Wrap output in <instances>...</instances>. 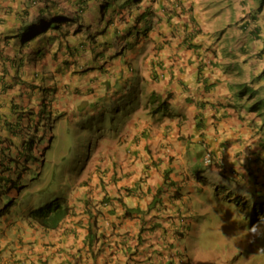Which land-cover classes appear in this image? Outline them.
<instances>
[{
	"label": "crops",
	"instance_id": "1",
	"mask_svg": "<svg viewBox=\"0 0 264 264\" xmlns=\"http://www.w3.org/2000/svg\"><path fill=\"white\" fill-rule=\"evenodd\" d=\"M28 1L0 0V142H19V148L22 138L18 136L17 131L23 123L19 122L11 107H15L18 101L24 102L27 95L33 104L36 97L33 85L38 81L45 85V80L41 78L46 73L54 74L55 70H65L57 66L60 60L56 56L59 51L65 50L64 44H61L63 42L51 38L46 41V45L42 43L31 47L29 40L26 41L23 37L24 31L20 28L25 26L26 21L15 16L20 14L21 9L26 8ZM146 7H150L153 15H149L151 26L146 30V35L140 37L134 33L136 29H142L141 25L131 29L130 36L120 42L121 53L109 59L113 75L112 81L109 78L107 81L119 92L107 98L105 102L126 99L125 88L135 82L133 76L124 75L125 65L130 62V66L140 68L138 82L149 86L144 95L153 90L159 94L169 93L168 106L161 111L167 112L172 106L175 112L185 114V120L193 131L198 130L197 126L202 124L198 131H206L208 135L205 139H210L213 147V144L219 146L229 142V103L233 102L229 85L236 88L238 71L247 67L249 62L246 63V60L250 54L262 46L264 50V39H249L241 28L239 30L235 25H231L229 0H143L139 9L131 11L132 15L128 19L132 21L133 16L141 13ZM121 27L125 33L126 26ZM231 33L234 39H237L238 35L240 39L246 40L243 47L247 48V51L242 54L246 58L236 61L239 55L232 48L233 41L229 39ZM236 44L237 42L234 43L235 46ZM47 51L53 58H45L49 54ZM20 78L23 84L19 83ZM56 84L59 85L57 82ZM69 85L72 89L74 84L69 81ZM98 89L100 90L101 86ZM159 113H150L148 116H154V120ZM153 120L147 118L143 120V125L148 126ZM179 120L180 118L176 117L177 129L184 128ZM157 128V132H149L148 136H152L149 142L172 139L171 124H168L165 118L161 119ZM172 133L174 138L180 137L175 129ZM129 137L125 162L131 163L135 170V180L131 181L134 183L130 185L138 184L136 189L125 196V188L129 184L121 179L110 183L103 190L99 180L104 179L106 174L100 171L90 177L91 180L95 179L94 185L97 183L94 196L98 202L96 210L89 205L87 211L81 203H72V212L57 229L44 230L24 224L0 223V264H205L193 260L192 257L186 261L185 258L176 256L175 252H179L185 244L186 234L181 237L173 236L169 240L156 236L146 238L141 234L143 240L140 244L136 243L135 237L138 228L144 226L141 224L143 218L159 222L158 218L162 220V216L172 214L173 226L178 228L177 219L187 215L184 220L190 226L199 225L198 220H192L191 216L200 215L199 210L205 202L203 196H208V187L197 179L193 181L198 165L193 155L194 149L183 146L177 151L170 144L163 143L164 149L161 150L165 153L161 156L158 154V157L164 160H157L161 168H156L152 163L153 160L156 162V159L150 158L148 165L151 166L147 168L148 173L144 172L146 184L138 180L145 163L141 159L142 151L133 143V133ZM143 139L144 137H141L136 142H147ZM142 145L145 146V143ZM131 151L138 152L139 156L137 154L136 157ZM163 167L170 169L167 176L173 182L167 193L171 194L172 190H176V198L166 196L163 200L164 208L155 212L151 209L143 218L141 213L132 212L131 216L127 215L124 212L126 207L139 206L140 210L145 209L155 188L163 181ZM146 189L149 190V195L145 192ZM79 193L81 198L85 194L87 199L92 197L85 188ZM105 193L111 197L119 195L120 199L115 197L108 203H100V195ZM75 197L76 194L73 193L68 199L75 202ZM109 208L110 211L107 210ZM151 213L154 214L153 217H150ZM162 221L161 226L168 225ZM89 223L98 225L99 231L97 246L94 247L96 252L93 255L83 240L88 225H91ZM178 224L180 225L179 222ZM159 231L157 229L154 232ZM157 239L160 245L153 241Z\"/></svg>",
	"mask_w": 264,
	"mask_h": 264
},
{
	"label": "rangeland",
	"instance_id": "2",
	"mask_svg": "<svg viewBox=\"0 0 264 264\" xmlns=\"http://www.w3.org/2000/svg\"><path fill=\"white\" fill-rule=\"evenodd\" d=\"M33 1L29 0L26 8L21 9L20 14H18L19 16L16 15L15 18L22 20L21 18L24 19L29 14L35 17L37 7L43 6L47 0ZM235 1L229 0V15L233 11ZM93 3L94 1L90 4L92 5ZM75 7L76 3H74V0H51L49 9L45 11V18H48L49 13L56 12L70 15L75 11ZM96 12L97 8L94 6L93 8L84 10L83 14L79 13L81 16L83 15L85 21L82 20L83 25L80 22L81 27L78 30H74L77 22L70 21V26L65 28V23H61L63 29L66 30L64 33L62 29L53 32L51 30L47 31V36L48 34L57 35L55 38L57 40L61 39L64 44H68V42L74 43L71 45L72 49L61 50L56 54L60 60L57 62V66L62 67L63 64L65 65V70L62 72L55 70L54 74L46 73L43 77V79L45 78V84L51 86V91L55 95L47 93V96L40 91V86L37 87L38 85H35L33 88H37V90L35 92L34 103L32 105L22 104L16 107L19 116L22 118H27L35 110L43 113L40 122L37 121L36 123L35 130L30 129V132L27 134L28 136L22 137H25L27 140L30 138L36 140L38 137L44 136L42 144H48L51 141V148L46 153L45 166L41 170L40 178L32 182L21 192V195H23L27 191H30L33 195L31 198L22 197L15 200L16 204L10 208L12 217H17L21 212H25L28 208V201L36 199L39 194H45L42 191L63 194L64 190H66L69 197L74 193L71 187H76L77 185H79L77 186L79 188L75 193L76 199L78 200V197L81 196L79 190L82 187L80 186L86 185L83 188L91 191H89L92 196L91 199L94 201L92 205L90 199H88L90 206L95 207L98 204L94 197L97 189L94 188L96 186L94 185L95 179L92 180V183L89 182L91 181L90 177L101 170L103 174H106L102 180L104 188L109 186L110 183H116V181L122 179L129 184L127 187L131 191L136 189V185H130L134 183L131 181L135 180V170L131 163L125 162L123 156V146L130 139L129 136L132 133L133 140L135 141L133 143L137 144L139 149H141V159L145 162L139 175V181L146 184L144 172H147L150 158L152 160L157 159L158 154L161 156L165 153L161 150L164 149L163 143L170 144L178 151L183 146L186 148L185 142H198L201 138H204L205 142H210V139L207 141L205 139L208 135L206 131H203L201 134L198 133V130L193 131L185 120L187 118L185 114L175 112L172 106L171 109L166 110L167 112L163 114H161L163 111L161 113L158 112V117L153 120L154 116L151 115L149 117L148 115L151 113L149 110H152L154 107L150 105L147 106L148 111L142 110V101L138 106H125L122 111L117 113L110 110L113 109L111 107L113 103L107 102V111H111V113L104 116L97 114V116L101 117L95 119L97 121H95L94 125H76L89 112H94V108L103 102L104 99H100V97L96 99L97 101H94V99L102 92L107 93V89L103 87L105 86V78L107 77L105 72L110 73V75L112 74L110 65L104 62L92 63V53L96 57L98 54V51H96L98 50L97 45L106 38L107 34L102 23L96 19ZM106 18H110V15L107 14ZM86 23L88 25H84ZM262 24L264 26V23ZM234 27L240 30V27ZM108 29L110 30V28ZM242 32L248 35L246 32ZM27 35L28 33L25 35L26 38ZM27 39L31 46L40 45L42 42L44 45L47 44L46 38L41 41ZM229 39H232V48L239 55V57L232 55L233 57H237L236 61L240 58H246L242 55L244 51H247V48L243 47L246 40L244 38L240 39L238 35L237 39H234L232 33ZM236 42L235 46L234 43ZM93 44L94 47H92ZM260 52H263V50ZM48 53L45 58H53L52 54ZM255 54H257L256 57L249 56L246 60V63L249 62L246 64L247 67L238 71L236 88L242 89L243 86H247V95L240 99L241 107L234 109L231 107L233 106L232 103H229V142L210 149L215 157L209 165L199 162V165L206 172L203 173V177L198 176V179L208 186L207 192L210 198L208 199L207 195L203 196L204 201L208 203L205 205L207 206L206 212L197 218L200 226L199 234L197 235L194 226L186 227L188 229V236L186 237L185 244L188 250L186 251V248H184V256L188 259L192 257L197 262L205 264H264V217L260 220L257 217L258 213L264 210V146L260 144L264 143V123L263 117L259 113L263 109L257 108L256 105L254 106V102L264 99V74L261 77L259 76L261 71L264 70V57L260 53ZM69 81H72L74 84L72 89H70ZM97 84L101 86L100 90H98ZM148 87L145 86L143 92H146L145 90ZM231 87L236 89L234 86ZM108 92L111 93L113 91L109 90ZM90 101L94 103L89 104ZM88 104L89 107L87 108ZM76 107L79 108V111ZM60 113H63V116L59 120L57 114ZM89 115L94 116L92 114ZM242 115L243 118H241ZM176 117L180 118L179 121L183 123L182 126L184 128L177 129V123H175ZM147 118L153 121L148 126H144L143 120ZM162 118H165L167 123L171 124L170 133L172 139L165 140L164 142H149V139H152V136H148L149 132L152 130L158 131L157 125ZM99 119L102 120L99 124L102 132H88V128L98 124ZM147 123L148 121L145 122V124ZM45 124L46 126H44ZM47 124H53L51 130L47 127ZM26 128L28 127L21 130L20 136L26 134ZM173 129L180 134V137H173ZM184 136L188 139L186 140ZM210 136L212 135L210 134ZM141 137H144L143 140L147 142H136ZM89 141L93 142H91L88 150L87 142ZM253 142L257 145L256 150L254 149L257 154L250 151V147L248 146L252 143L250 146L253 148ZM13 143L18 144V142ZM143 143H145V146L142 145ZM12 146L15 148L14 144ZM198 150H200L199 154L203 155L206 149L203 146H196L193 155L195 152L197 154ZM137 154L138 152H134L136 157L139 156ZM247 155H250V157ZM256 158L259 159L257 160ZM220 167L224 174L219 175V177L214 172ZM31 169H34V167ZM54 172L60 177L54 178ZM228 175L229 180L225 178ZM230 177H234L235 180ZM196 179L197 177L193 181L198 180ZM225 182H228V184ZM135 183L137 184V182ZM149 187H151L150 184ZM162 188H164V195L167 198L170 197V193H167L169 192L167 191L168 186ZM145 192L149 195L148 189ZM13 194H15L14 191ZM18 201H23L24 203L21 205ZM161 218L163 221L160 218L157 220L169 224L164 226L169 229L165 232L164 240L182 235L180 234V230L173 226L172 214L162 216ZM195 237L198 239H194ZM175 254L177 257H180L178 252H175Z\"/></svg>",
	"mask_w": 264,
	"mask_h": 264
},
{
	"label": "trees",
	"instance_id": "3",
	"mask_svg": "<svg viewBox=\"0 0 264 264\" xmlns=\"http://www.w3.org/2000/svg\"><path fill=\"white\" fill-rule=\"evenodd\" d=\"M89 0H77L78 6H80V9L82 10V7L87 6ZM116 1H120L119 3H115ZM142 0H101V3H98L99 8V15H102L101 20H104L105 13L109 11L110 13L118 14L119 15V21H123L124 16L129 12L131 9H139L142 4ZM233 11L230 12L231 15H229L230 23L231 25H235L240 27L244 32L248 34L249 39H256V38H262L264 39V26L262 23H264V0H236L235 4L233 6ZM150 7H146L139 15H134L131 22H127L126 18L124 19L123 23H126L128 25L129 30L133 27H137L141 22L147 20L149 18V15H151ZM49 9V4H45L42 7H39L37 10V13L35 14V18L33 20H29L25 24V30L24 32H28V37L32 38L34 41H41L44 40L47 37L55 38L53 34H48L47 31L51 30L52 32L57 30H63V33L66 31L63 29V26L61 23H65L64 28L70 26V21H76L77 26L74 28V30H78L81 27L80 21L83 20V18L77 14L74 13L70 16V18H67V15L63 12H56V13H49L48 18H45V11ZM125 9V12L123 10ZM132 15V14H131ZM129 15L128 17H131ZM112 19V18H111ZM118 31V30H117ZM75 32V31H74ZM131 33V32H130ZM129 33V34H130ZM95 39V38H94ZM263 47V46H262ZM264 70L261 71L259 76H263ZM247 86H243L242 89L239 88H232L229 85V90H231V99H233L232 108L241 107V98L247 95ZM139 90H136L134 92V97L137 93L138 95ZM136 99V98H135ZM166 99H162L160 95H157L156 92L151 91L148 94L147 99L144 102V105L146 106V109H148L147 106H153L154 108L152 110H149L151 113L153 111H159V107L165 106ZM156 103V104H154ZM153 104V105H152ZM256 105L257 108H262L263 110L259 111L260 116L263 117V123H264V99H259L258 101L254 102V106ZM249 108V107H248ZM117 110H120L118 107ZM243 118V115L241 116ZM199 124V120H198ZM197 124V125H198ZM202 124H199L197 126L199 129L201 128ZM198 129V130H199ZM40 142H23L22 144V154L20 155L19 152H17V155L14 157L9 156L7 158V165L1 166L0 164V215H2L5 211L9 209L11 205L14 204V201L18 198H30L32 196L31 192H27L23 195H21V190L24 189L26 186L30 185L31 181H34L38 177L37 172H31L27 176H24L23 170H27L26 167L27 163L30 161V159H33V164L36 163L40 168L44 166L45 164V154L47 150L49 149L48 146L40 147L39 151L41 152L38 156H35L33 154V145L38 146ZM193 141L185 142V145L187 148L192 147ZM252 143H250L248 146L250 147V151H252L254 154H257L256 150L257 145L254 144L251 148ZM262 146H264V143H260ZM264 149V147H263ZM6 150L5 147H3L2 142H0V154H3ZM18 150V149H16ZM199 151H197V154L195 155V158L200 157ZM161 158H159L160 160ZM257 160L259 158H256ZM255 160V159H254ZM153 164H155L156 168H161L160 164L155 162V160L152 161ZM21 165V169H18ZM151 166V165H148ZM160 166V167H159ZM163 181L160 185H158L153 193V198L145 207L144 210H140L139 206H132V207H126L125 213L127 215L130 214V212L135 213H141V218L144 217V215L148 214V211L153 209V212L158 211L159 208L162 206L163 208V202H162V196H160L162 191V184L166 183V180L168 179V172L169 168L163 167ZM8 171V173H6ZM148 173V172H147ZM140 177V176H139ZM25 179V180H24ZM139 180V179H138ZM172 182V181H171ZM138 184L136 185L137 188ZM94 188H97L95 186ZM11 189L16 190V196H11L8 191ZM127 195L131 193L130 188H126ZM90 190H87V193L90 194ZM136 195V193H135ZM47 194L43 198L31 200L29 203V208L27 211V216L32 219L34 222H37V224L42 227L43 229H51L55 228L59 225V223L67 216L71 210H72V202L67 199L65 196H54ZM116 197V198H115ZM121 197V196H120ZM117 199L118 195H114L111 197L110 195L103 194L100 195V203H108L111 199ZM91 204L93 205L94 201L89 197ZM82 205L84 206V209L89 211V200L87 199V195L83 198H81ZM104 205V204H102ZM94 208H97L94 207ZM157 209V210H156ZM99 210V209H98ZM110 211L111 209H107ZM264 212V211H263ZM263 215L264 213H260V215ZM154 216V214H152ZM178 222L182 223L181 219H177ZM91 224V223H89ZM141 224L144 226H140L138 228L137 234H136V243H141L143 238L141 237V234H144L146 238H151L153 236L160 237L162 240H164L165 232L168 231L164 226H161L160 222H157L155 220H148L144 219L141 220ZM169 225V224H168ZM98 225L91 224L88 225L86 234L84 236V242L88 245V249L90 250L91 254H95L96 250L94 251V247L97 246V240H98ZM182 227V225H181ZM160 230L158 233L154 232L155 230ZM154 232V235L152 234ZM155 244H159L160 242L157 240H153ZM166 244V243H164ZM154 245V244H152ZM170 245V244H168ZM155 251L157 249L154 248ZM188 260L187 258L185 259Z\"/></svg>",
	"mask_w": 264,
	"mask_h": 264
},
{
	"label": "clouds",
	"instance_id": "4",
	"mask_svg": "<svg viewBox=\"0 0 264 264\" xmlns=\"http://www.w3.org/2000/svg\"><path fill=\"white\" fill-rule=\"evenodd\" d=\"M92 1H94V3L91 5L90 3L92 2ZM143 1V0H142ZM148 1H153V0H148ZM33 2H35V0L33 1ZM50 2H51V0H47L44 4H43V6L45 5V4H50ZM96 2V3H95ZM101 3V0H89L88 1V4H87V6H85V7H82V10L80 9V6H78V3H77V0H74V3H76V7H75V11L73 12V13H71L70 15H67V18H70V16L72 15V14H74V13H77V14H79V13H81V14H83V11L84 10H86V9H89V8H93L94 6L97 8V12H96V19L99 21V22H101L102 23V25H103V27H104V29L106 30V32H107V34H106V38L102 41V42H100V44L99 45H97V49L98 50H96V51H98V54L96 55V57H95V54H93L92 53V58H93V62L92 63H105V64H107V65H110V66H112V63H111V61L109 60L110 58H113V57H115V56H117L118 54H120L121 53V48H120V42H121V40H123L124 38H126V37H128V36H130V32H132L131 31V29H136L139 25H141L142 26V29H136V31H134V33H136V35L137 36H140V37H143V36H145L146 35V30L151 26V21L149 20V19H147V20H145V21H143V22H141L136 28L135 27H133V28H131L130 30H129V28H128V25L126 24V23H123V21H124V19L126 18V21L127 22H131V20H129L128 19V16L129 15H131L132 13H131V9L129 10V12L124 16V19H123V21H119L120 19H119V15L118 14H112V13H110L109 11H107L106 13H105V16H104V20L102 21L101 20V18H102V15H99V8H98V3ZM120 1H116L115 3L117 4V3H119ZM142 3V2H141ZM141 5V4H140ZM42 7V6H41ZM38 8L39 7H37V10H38ZM37 10H36V13H37ZM123 12H125V9L123 10ZM107 14H109L110 15V18H106V15ZM80 15V14H79ZM139 15V14H138ZM81 16V15H80ZM151 16L153 17V15L151 14ZM82 18H83V15L81 16ZM35 17H32V15L31 14H29L27 17H24V21H26V23L31 19V20H33ZM112 18V19H111ZM88 20H90L89 18H87ZM83 21H85V18H83ZM81 22V24H82V20L80 21ZM83 25V24H82ZM84 25H88L87 23L86 24H84ZM121 26H126V30H125V33L123 32V27H121ZM25 27V26H24ZM20 28V29H22V31H24L25 30V28ZM108 28H110V30L108 29ZM101 30V29H100ZM118 30V31H117ZM28 33V32H27ZM26 32H23V37L24 38H26V34H27ZM130 33V34H129ZM54 37H57V35L56 36H54ZM27 38H29V39H31V40H33L32 38H30V37H28V35H27ZM25 39L26 41L28 40V39ZM49 39H51L50 37H48L47 38V40H49ZM53 39H55V38H53ZM46 40V41H47ZM59 41H61V42H63L61 39H59ZM43 43V42H42ZM41 43V44H42ZM74 43V42H73ZM73 43H70V42H68V44H70V45H68V44H64V42L63 43H61V44H64V48L65 49H72V44ZM30 44V43H29ZM40 44V45H41ZM96 44V43H95ZM98 44V43H97ZM31 45V44H30ZM34 46H38V45H34ZM31 47H33V46H31ZM92 47H94V44L92 45ZM111 47V48H110ZM263 50V47H261L259 50H257L256 52H254L253 54H250V56H253V57H256L257 56V54H255V53H260L261 54V56H263V54H264V50H263V52H260V51H262ZM54 53H55V51H54ZM255 55V56H254ZM260 57V56H259ZM108 60V62H106ZM100 61V62H99ZM63 63V62H62ZM62 67L64 68L65 67V65H63L62 64ZM111 70H112V67H111ZM139 71H140V68L139 67H136V66H133V65H131L130 66V62H128L126 65H125V72H124V75L127 77V74H129V76H133L134 78H135V82L133 83V84H129L128 85V87L127 88H125L126 90H127V94H126V99L125 100H119L118 102H116L115 100H113V101H107V102H111V103H113V104H111V107H113V109H110L112 112L114 111L115 113H117V112H119V111H122L123 109H124V107L125 106H138L140 103H141V101L143 102V108L142 109H146V106L144 105V102H145V100L147 99V97H148V94L147 95H144V92H143V90L145 89L144 87H145V85H141L140 84V82H138V80H139ZM131 73V74H130ZM105 75L107 76L106 78H105V80H106V83L104 84L105 86H103V87H105L106 89H107V93L106 92H102V95H98L95 99H94V101H97L96 99L98 98V97H100V98H102V99H104L103 100V102L101 103V104H99V105H97V107L96 108H94L95 109V111L94 112H89V114H92V115H94V116H90L89 114L87 115V116H85V117H83L82 118V120H80V121H78V123H76V125L78 126H85L86 124H95V121H97V120H95V119H97V117L99 118V117H101V116H104V115H107L108 113H111V111L109 112V111H107V109H108V107H107V102H105L106 101V99L107 98H111V96H115L116 95V93H118L119 92V90H117V91H115V87L113 86V85H111V83H109L107 80H108V78L112 81V75L113 74H111L110 75V73H108V72H105ZM43 77L44 76H42V78L41 79H43ZM40 79V80H41ZM44 80H45V78H44ZM44 80H42V81H44ZM19 83L20 84H23V82H22V78H20V80H19ZM35 85H38L37 87H39L40 86V91L41 92H43L44 94H46L47 96H48V94L49 93H52L53 91H51V86H49V84H45V85H43L41 82L39 83V81L36 83V84H34L33 85V87L35 86ZM103 85V84H102ZM109 85V86H108ZM108 87V88H107ZM26 88V87H25ZM97 88H99V85L97 84ZM34 89V88H33ZM36 90H37V88H35ZM27 90V89H26ZM49 90V91H48ZM52 90H53V88H52ZM99 90V89H98ZM109 90H111V91H113V92H111V93H109L108 91ZM136 90H139V92H138V95H137V93H136V95H135V97H134V92L136 91ZM145 91H147V90H145ZM154 91V90H153ZM48 93V94H47ZM53 95H55V93H52ZM52 94H49V95H52ZM157 95H160L161 96V98L162 99H166V102H165V106L164 107H159V111H161V110H164V109H166L167 108V106H168V99H169V97H170V95H169V93L168 92H166V93H164V94H159V93H156ZM106 95V96H105ZM136 98V99H135ZM144 98V99H143ZM28 100V102H26ZM122 102H124L123 104H122ZM20 103V104H19ZM89 103V102H88ZM91 103H94V102H91L90 101V103L89 104H91ZM24 105V104H28V105H32V102L28 99V95L26 96V99H25V101L24 102H22V101H18V103H16L15 104V107L13 106V107H11V109H14V113L16 114V117H17V119L19 120V122H22L23 123V125H21V128L19 129L18 128V131H17V133H18V136L19 137H22V136H28L27 134L30 132V129H32V130H35V128H36V123H37V121L38 122H40V119H41V117H42V115H43V113H40L39 111H34L31 115H28L27 116V118H22L21 116H19V112L17 111V106L18 105ZM89 104L87 105V108L89 107ZM120 108V110H117V108ZM77 109H78V111H79V108L78 107H76ZM82 111H84V110H82ZM159 111H157V112H159ZM155 112L156 111H153V113L155 114ZM163 113H165L164 111L161 113V114H163ZM97 114H100L101 116H97ZM58 115V119L59 118H61L62 116H63V113H60V114H57ZM23 116V115H22ZM111 117H112V115L110 116V119H111ZM30 120V121H29ZM60 120V119H59ZM99 121V123L98 124H96L94 127H91V128H88V132L89 131H94V132H96V133H100V132H102V130H101V126L99 125L100 123H101V121L102 120H98ZM56 122V121H55ZM55 122H54V124H55ZM32 123V124H31ZM42 124H44V122H42ZM32 125V126H31ZM38 126V125H37ZM44 126H46V124L44 125ZM52 126H53V124H47V127H49V129L51 130V128H52ZM203 126H204V124H203ZM25 127H28V128H26L27 129V132H26V134H24V135H21L20 136V132H21V130L23 129V128H25ZM115 128V127H114ZM113 128V129H114ZM204 128V127H203ZM202 128V129H203ZM83 129H84V127H83ZM111 129V128H110ZM112 130V129H111ZM204 130H202V131H199L198 133L199 134H201L202 132H203ZM43 140H44V136H40V137H38L36 140H33V138H30L29 140H27L25 137H22V142H20V146H21V148H19L18 147V144H16V143H13V142H2V145H3V147H5L6 148V150L4 151V153L3 154H0V164H1V166H6L7 165V158L9 157V156H12V157H14L15 155H17V152H19L20 153V155L22 154V149H23V147H22V144H23V142H40L39 144H38V146H36V145H33V154L35 155V156H37L38 158H39V154L41 153L40 151H39V148L40 147H45V146H48L49 147V149L47 150V152L50 150V148H51V141L50 142H48V144H42L43 143ZM89 140V139H88ZM91 142H93V141H89V142H87V149L89 150V148H90V146H91ZM127 142V141H126ZM19 143V142H18ZM15 145V148H13V146L12 145ZM127 144H128V142L123 146L124 147V152H123V156H124V158L126 157V154H128V151H126V148H127ZM41 145H44V146H41ZM213 145H215V144H213ZM196 146H203L206 150L204 151V153H203V155L201 154L200 155V157H197V158H195L196 159V161H197V163H198V165L196 166V174H195V178L197 177V179H198V176H202V175H197V173H204V172H206V171H204L203 169H202V167H201V165H199V162H202L204 165H209V163L210 162H212L213 161V159H214V157H215V155H214V153L212 152V150H210V149H213V148H217V146L215 145V147H213L212 146V144H210V142H205V140H204V138H201L200 140H198V142H194L193 143V145H192V148L194 149ZM16 149H18V150H16ZM88 150H87V152H88ZM135 150V149H134ZM137 150V149H136ZM15 151H17V152H15ZM195 151H196V149H195ZM46 152V153H47ZM194 152V151H193ZM130 153H132V154H134L133 153V151H131ZM218 153H219V151H218ZM89 154H90V152H89ZM195 155H196V152H195V154H194V157H195ZM18 156V155H17ZM45 156H46V154H45ZM247 156H249L250 157V155H247ZM159 158H161V157H158L157 159H156V164H157V160H159ZM164 159H161V162L163 161ZM44 161H45V159H44ZM45 164V163H44ZM31 165H33V166H31ZM45 166V165H44ZM44 166H42L41 168H40V166H38L36 163H34L33 164V159L31 158L30 159V161L27 163V165H26V167L28 168L27 170H23V174H24V176H27L29 173H31V172H37L38 174V177L34 180V181H31L30 182V184L32 183V182H35L38 178H40V173H41V170L44 168ZM32 167H34V169H31ZM204 167V166H203ZM22 167H21V165L19 166V168L18 169H21ZM102 171V170H101ZM211 172L213 173V171L211 170ZM6 173H8V171L6 172ZM214 174L215 175H217V176H219V175H221V174H224V172L221 170V167L219 168V169H217V171H215L214 172ZM204 175H206V174H204ZM53 177L54 178H59L60 176H58V174L56 173V172H54V174H53ZM203 177V176H202ZM220 177V176H219ZM225 178H227L228 180H229V175L227 176V177H225ZM231 179H233V180H235V178L234 177H230ZM25 180V179H24ZM102 180L103 179H100L99 181H100V187L103 189V190H105V188H104V183L102 184ZM164 180V179H163ZM92 181V180H91ZM90 181V182H91ZM198 181L200 182V180L198 179ZM173 184V182H171V180H169V179H167L166 180V183H164V184H162L161 186L162 187H167L168 186V188L169 187H171V185H169V184ZM200 183H202V182H200ZM226 184H228V182H225ZM85 184V183H84ZM97 183H95V185H96ZM203 184V183H202ZM203 185H205V184H203ZM77 186H79V185H77ZM71 187V189H72V192H74V194L76 193V190H78V188L79 187ZM84 186H86V185H82V186H80V187H84ZM97 186V185H96ZM207 186V185H206ZM27 187V186H26ZM26 187L24 188V189H26ZM208 187V186H207ZM127 188V187H126ZM125 188V191L127 190ZM168 188H167V191H168ZM24 189H22V190H24ZM209 189V188H208ZM22 190H21V192H22ZM13 191L15 192V194H13ZM80 191V190H79ZM131 191V190H130ZM27 192H30V191H27ZM26 192V193H27ZM8 193L11 195V196H16V190L15 189H11V190H9L8 191ZM32 193V192H31ZM42 193H45V194H39V195H37V198H36V200L37 199H39V198H43V197H45L47 194H50V195H52L53 194V196L52 197H54V196H65V197H67V199H68V195H67V191L66 190H64V193L63 194H55V193H48V192H44V191H42ZM32 195H33V193H32ZM171 196V198H176V196L178 195V192L176 191V190H172V192H171V194H170ZM160 196H162V202H163V200L166 198V196L164 195V188H162V191H161V194H160ZM21 198V197H20ZM31 198V197H30ZM153 198V197H152ZM152 198H151V200H152ZM169 198V197H168ZM210 198V196H209V194H208V199ZM19 199V198H18ZM18 199H16V200H18ZM120 198H119V195H118V200H119ZM33 200H35V199H33ZM31 200H29L28 202H30ZM153 201V200H152ZM151 202V201H150ZM150 202H149V204H150ZM18 203H20L21 205L24 203L23 201H18ZM73 204H77V203H81L82 204V202H81V197H78V200L76 199V197H75V202H72ZM208 202H204V204H202L203 206H201V209L199 210V214L200 215H202V213H204V212H206V208H207V206H205L206 204H207ZM232 203V202H231ZM16 203H15V201H14V204L13 205H15ZM13 205H11V206H13ZM11 206L9 207V209L7 210V211H5L2 215H0V223L2 224L3 222H8L9 224H15V223H17V224H24V226H27V227H38V228H40V229H43L42 227H40L38 224H37V222H34L32 219H30L28 216H27V211H28V208H29V203H28V208H27V210L25 211V212H21V214L19 215V216H17V217H12L11 216V214H10V208H11ZM82 207V205L81 206H79V208H81ZM231 207V206H230ZM73 208V207H72ZM98 208V207H97ZM160 208H162V206L160 207ZM163 208H164V203H163ZM95 210H96V208H95ZM22 211V210H21ZM264 211V210H263ZM263 211H261V212H259L258 213V215H257V217L259 218V220L260 219H262L263 217H264V214L262 215H260V213H264ZM71 212H72V210H71ZM70 212V213H71ZM124 212H125V210H124ZM69 213V214H70ZM149 213V212H148ZM68 214V215H69ZM132 215V212L129 214V216H131ZM200 215H198V216H200ZM198 216H195V215H192L191 217H192V220H198L197 218H198ZM66 217H68V216H65V218ZM150 217H153L152 216V213H151V215H150ZM186 217H188L187 215H183L182 216V219H183V222L181 223V225H182V228H181V225L180 226H178V228H176V229H179L180 230V234H182L181 236H183V235H187V233H188V229L186 228V227H188L189 228V224L187 223V221L186 220H184ZM65 218L59 223V225L57 226V227H55V228H51V229H57L58 227H60L61 226V224L64 222V220H65ZM182 219H181V221H182ZM3 220V221H2ZM193 227V226H192ZM195 227V230L197 231V235L199 234V232H200V226L198 225V226H194ZM98 228V227H97ZM44 230H48V229H44ZM185 230H187V231H185ZM183 232H185V233H183ZM181 236H179V237H181ZM188 236V235H187ZM186 236V237H187ZM197 238V237H196ZM198 239V238H197ZM184 248H186V251L188 250L187 249V246H186V244H184V246L182 247V249L178 252L179 254H180V257H183V258H187V257H185L184 256V253H185V249ZM111 253V252H110ZM188 259V258H187ZM189 260V259H188ZM187 260V261H188ZM43 262V261H42Z\"/></svg>",
	"mask_w": 264,
	"mask_h": 264
}]
</instances>
